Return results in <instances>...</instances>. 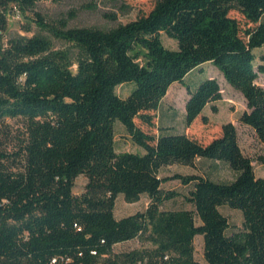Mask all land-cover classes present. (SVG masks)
Listing matches in <instances>:
<instances>
[{
	"label": "trees",
	"instance_id": "1",
	"mask_svg": "<svg viewBox=\"0 0 264 264\" xmlns=\"http://www.w3.org/2000/svg\"><path fill=\"white\" fill-rule=\"evenodd\" d=\"M38 1L0 0V264H264V176L235 125L225 122L205 144L185 131L158 124L147 132L136 123L154 125L152 111L175 82L187 89L186 125L209 104L217 111L216 78L186 81L210 62L245 97L239 120L264 143V53L255 51L264 46V0H155L147 13L106 29L49 22ZM16 9L27 32L36 25L52 37L7 36ZM124 83L134 87L121 96L116 87ZM117 123L143 152L118 150ZM198 159L224 162L236 177L159 176L165 166L196 167ZM133 173L151 178L121 181ZM81 174L87 182L76 194ZM173 179L187 191L163 187ZM120 193L128 202L146 194L149 203L118 218ZM178 196L191 207H164ZM224 205L241 212L240 225L220 214ZM200 234L208 236L204 263L195 257ZM134 237L140 246L114 249Z\"/></svg>",
	"mask_w": 264,
	"mask_h": 264
},
{
	"label": "rangeland",
	"instance_id": "2",
	"mask_svg": "<svg viewBox=\"0 0 264 264\" xmlns=\"http://www.w3.org/2000/svg\"><path fill=\"white\" fill-rule=\"evenodd\" d=\"M124 3L114 2L112 0H40L36 4L38 10L49 22H55L61 18L68 21L69 26H95L101 28H111L119 23H125L137 16L147 13L154 5L155 0H122ZM232 14L242 18L237 12ZM25 18L22 14L16 11L9 15L7 36H28L34 33L51 36L49 32L33 25L32 30L27 32L24 25ZM162 40L167 47L175 48L176 41L168 37L165 33H161ZM57 47L65 46V43L53 38ZM258 56L264 53V46L255 49ZM202 76H210L216 78L221 87L222 99L217 101L218 110L214 111L211 105H207L202 114L197 116L194 121L186 125L185 123V101L188 93L186 87L179 83H173L165 97L163 98L160 108L157 111H152L154 116V125L150 126L136 118V123L147 132H157V125L169 127L175 131H185L190 136L198 139L202 143L210 142L214 137L222 133V125L225 122L231 121L236 129L239 139V144L245 154L252 158V163L256 175L264 176V162L261 157H264V143L261 142L256 132L246 124L240 122L239 117L241 113L247 109L245 97L242 93L231 86L223 74L215 65L210 62L203 64L186 77V81L191 86ZM258 83L264 86V74H260ZM133 83H124L116 87V91L121 96H126ZM116 140L118 150L137 151L143 150L138 147L128 136L125 128L120 124H116ZM143 152V151H142ZM192 172H206L213 179L220 181H231L236 177V172L231 169L226 163L212 161L209 159H198L197 166H186L173 164L163 167L159 176L164 177L174 173H192ZM151 176L147 173H133L124 174L121 181L128 185H138ZM87 182V177L83 174L75 178L74 192L79 194L84 189ZM163 187L175 188L184 193L187 187L183 186L179 179L168 180L164 182ZM149 203V197L143 194L140 200L136 202H128L124 195L120 193L116 198L115 214L118 218L125 215L143 211ZM167 208H181L191 207L182 196H178L173 200L167 201L164 204ZM220 214L225 215L231 225H240L242 221L241 212L233 209L227 205L221 206ZM202 219H198L200 223ZM217 231L213 228L211 235H216ZM208 236L204 234L197 235L194 240L195 257L201 262L204 261V248ZM140 246V241L137 238H125L118 240L114 244L115 250L130 249Z\"/></svg>",
	"mask_w": 264,
	"mask_h": 264
},
{
	"label": "built area",
	"instance_id": "3",
	"mask_svg": "<svg viewBox=\"0 0 264 264\" xmlns=\"http://www.w3.org/2000/svg\"><path fill=\"white\" fill-rule=\"evenodd\" d=\"M15 11H16L17 13H19V11H18L17 9H16Z\"/></svg>",
	"mask_w": 264,
	"mask_h": 264
}]
</instances>
